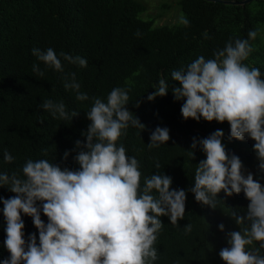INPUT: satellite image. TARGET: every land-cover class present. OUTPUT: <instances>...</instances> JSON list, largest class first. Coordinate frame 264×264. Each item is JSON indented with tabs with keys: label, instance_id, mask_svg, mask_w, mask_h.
I'll use <instances>...</instances> for the list:
<instances>
[{
	"label": "trees",
	"instance_id": "obj_1",
	"mask_svg": "<svg viewBox=\"0 0 264 264\" xmlns=\"http://www.w3.org/2000/svg\"><path fill=\"white\" fill-rule=\"evenodd\" d=\"M177 4L189 20L188 26H155L152 19L139 17L146 10L139 0H0V173L20 172L28 159H47L61 168L77 170L72 149L76 140L85 141L81 133L91 123L86 118L91 98L106 102L113 88H124L129 95L126 107L146 127L130 126L117 145L123 144L126 155L139 161L141 185L145 177L159 171L172 178L171 189L186 191L184 218L173 225L167 216L160 217L163 227L153 245L159 257L154 264H225L219 252L228 246L226 235L240 231L229 215L233 209L244 215L249 201L243 192L228 197L221 191L216 209L196 202L188 189L194 186L196 165L206 159V154L199 145L194 158L189 154L193 137L202 139L223 130L222 143L229 155L240 158L245 175L251 172L264 185V173L258 169L255 141L247 136L243 141L229 140L227 121L182 117L184 100L174 99L172 88L179 84L172 80L171 72L186 68L199 56L214 58L213 51L222 49L229 38L246 39L250 30H260L264 26V0L243 6L207 0H178ZM257 38L250 41L254 51L243 63L259 68L264 79V53L256 48ZM33 48H52L58 56L61 51L80 56L87 60V67L69 64L60 57L64 72H57L37 60ZM33 64L39 66L43 76L33 72ZM68 73L76 74L80 91L87 93L88 100L78 101L74 91L65 89L64 76ZM160 79L167 81L168 92L149 101L147 97L156 91ZM49 99L63 102L69 115L73 111L79 115L67 120L53 118L41 107ZM158 126L170 130V139L149 148L150 135ZM5 150L14 157L12 163L4 162ZM66 150L70 155L64 160ZM14 195L7 187H0V197ZM2 209L0 202V264L10 256L4 246L6 221ZM21 215L24 239L35 233L39 243L32 218ZM41 219L48 222L42 211ZM221 223L224 232L218 228ZM188 224L192 231L185 233ZM259 243L248 247L259 248ZM260 253L264 255V249Z\"/></svg>",
	"mask_w": 264,
	"mask_h": 264
},
{
	"label": "clouds",
	"instance_id": "obj_2",
	"mask_svg": "<svg viewBox=\"0 0 264 264\" xmlns=\"http://www.w3.org/2000/svg\"><path fill=\"white\" fill-rule=\"evenodd\" d=\"M180 23L188 26L190 22L181 16ZM258 31L250 30L246 39L229 38L222 49L213 51L214 58L199 56L186 68L172 71L171 78L179 84L172 88L174 99L184 100L182 117L227 121L229 140L243 141L247 136L255 141L258 169L264 173V79L259 68L243 63L254 51L250 41L257 38ZM31 52L60 73L64 72L60 57L69 64L87 67L85 58L63 51L58 56L52 48H33ZM32 67L33 72L44 75L37 64ZM64 81L65 89L74 91L78 101L89 99L80 91L75 73L65 74ZM155 89L148 95L149 101L167 94V81L160 79ZM91 99L92 106L86 112L91 123L81 133L85 141L76 140L72 149L77 170L61 168L47 159H28L20 172L0 173V187L15 194L7 199L0 197L6 221L4 246L10 253L2 264H154L159 257L153 245L163 227L160 217L167 216L173 225L184 218L186 191L171 189L172 178L159 171L145 177L141 185L139 161L126 155L123 144L117 145L130 126L142 130L146 127L126 107L128 91L115 87L106 102L100 97ZM139 106L138 101L135 107ZM41 107L53 118L67 120L79 115L75 111L69 115L63 102L50 99ZM169 131L167 127H156L148 147L167 143ZM223 137L220 129L206 138L193 137L189 154L194 158L199 145L206 159L196 165L194 186L188 191L196 202L212 209L217 208L221 191L228 197L243 192L249 201L245 214L233 209L229 215L240 231L227 233L228 246L220 250L219 256L225 264H264L260 253L264 249V185L251 172L245 175L242 161L228 154ZM69 155L66 150L63 159ZM3 159L12 163L14 157L5 150ZM160 167L157 163L156 168ZM41 211L47 223L41 219ZM22 213L32 218L39 243L35 233L24 239ZM218 228L225 231L223 223ZM184 231L190 233L192 225H186ZM254 242H260L259 248L250 250L248 246Z\"/></svg>",
	"mask_w": 264,
	"mask_h": 264
},
{
	"label": "rangeland",
	"instance_id": "obj_3",
	"mask_svg": "<svg viewBox=\"0 0 264 264\" xmlns=\"http://www.w3.org/2000/svg\"><path fill=\"white\" fill-rule=\"evenodd\" d=\"M145 4L146 10L139 17L147 20L152 19L157 25H175L180 23L183 16L178 0H139ZM256 48L264 53V26L260 27Z\"/></svg>",
	"mask_w": 264,
	"mask_h": 264
},
{
	"label": "water",
	"instance_id": "obj_4",
	"mask_svg": "<svg viewBox=\"0 0 264 264\" xmlns=\"http://www.w3.org/2000/svg\"><path fill=\"white\" fill-rule=\"evenodd\" d=\"M207 1H212V2H217V3H222V4H229V5H245L247 3H250L255 0H207Z\"/></svg>",
	"mask_w": 264,
	"mask_h": 264
}]
</instances>
